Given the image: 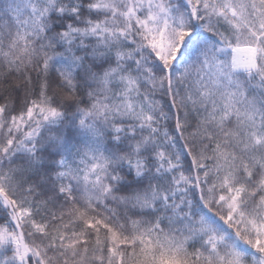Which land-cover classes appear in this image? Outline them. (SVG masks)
<instances>
[{
    "label": "snow or ice",
    "instance_id": "1",
    "mask_svg": "<svg viewBox=\"0 0 264 264\" xmlns=\"http://www.w3.org/2000/svg\"><path fill=\"white\" fill-rule=\"evenodd\" d=\"M0 264H264V0H0Z\"/></svg>",
    "mask_w": 264,
    "mask_h": 264
}]
</instances>
